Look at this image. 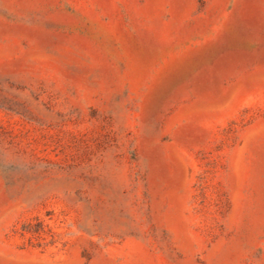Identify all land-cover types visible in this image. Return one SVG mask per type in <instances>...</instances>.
I'll use <instances>...</instances> for the list:
<instances>
[{"label":"rangeland","instance_id":"obj_1","mask_svg":"<svg viewBox=\"0 0 264 264\" xmlns=\"http://www.w3.org/2000/svg\"><path fill=\"white\" fill-rule=\"evenodd\" d=\"M0 264H264V0H0Z\"/></svg>","mask_w":264,"mask_h":264}]
</instances>
